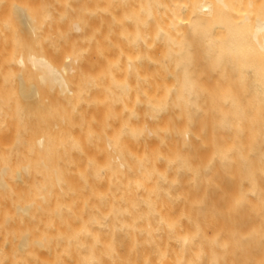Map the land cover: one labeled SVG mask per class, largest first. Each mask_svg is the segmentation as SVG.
<instances>
[{"label": "bare ground", "instance_id": "1", "mask_svg": "<svg viewBox=\"0 0 264 264\" xmlns=\"http://www.w3.org/2000/svg\"><path fill=\"white\" fill-rule=\"evenodd\" d=\"M0 264H264V0H0Z\"/></svg>", "mask_w": 264, "mask_h": 264}]
</instances>
